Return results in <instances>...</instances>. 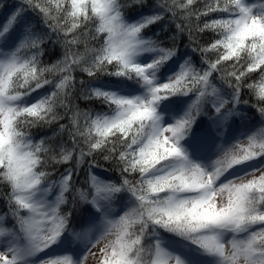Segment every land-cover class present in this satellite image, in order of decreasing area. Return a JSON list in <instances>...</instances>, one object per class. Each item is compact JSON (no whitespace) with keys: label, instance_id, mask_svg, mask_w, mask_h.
Returning a JSON list of instances; mask_svg holds the SVG:
<instances>
[{"label":"snow or ice","instance_id":"6c2138e0","mask_svg":"<svg viewBox=\"0 0 264 264\" xmlns=\"http://www.w3.org/2000/svg\"><path fill=\"white\" fill-rule=\"evenodd\" d=\"M132 3L144 6L145 0ZM193 4L194 0H161L152 14L129 22L121 0H20L0 24V185L13 218L9 228L0 217V264H28L65 233H71L68 245L85 241L84 255L78 262L69 254L54 255L41 264H87L89 256L97 264H193L165 246L161 232L186 241L216 264H264V0H213L203 9L187 10ZM178 11L183 19L199 20L217 11L226 18L189 28L190 45L195 46L182 58L178 49L162 46L156 39L159 33L144 34L166 14L176 19ZM28 12L39 17L35 27ZM176 27L184 30L180 24ZM205 29L216 32L207 47L192 36ZM81 36L96 45L86 46L84 53L76 51ZM45 40L64 49L63 59L51 66L40 62ZM196 52L201 54L200 69L189 63ZM209 52L216 53L214 60L207 58ZM142 56H151V61L139 62ZM174 58L178 69L161 82L157 74ZM224 61L234 62L221 67ZM77 69L97 79L133 81L145 92L124 95L81 81L84 98H100L111 115L93 119L84 114L81 125L74 112L70 126L60 125L70 148L45 139L34 142L28 127L62 119L58 105L65 114L72 111L68 97L75 88L71 74ZM257 69L259 93L250 107L257 109L262 126L253 131L245 123L252 118L242 111L250 108L241 91H255L246 76ZM45 73H59L60 78L53 83ZM217 76L223 91L214 83ZM46 85L51 90L40 95ZM32 93L37 96L23 99ZM173 97H189L191 103L182 114L180 109L170 111L169 121L160 109ZM198 117L224 125L225 131L232 117H240L245 128L231 144L218 145V156L209 166L194 162L182 143ZM98 149L110 153L105 159L114 160L119 171L115 179L97 174L94 159L88 165L86 191L75 188L71 168L54 178L56 164L74 155L79 163ZM253 162L259 166L222 180L231 170ZM70 186L75 190L73 208L62 213ZM125 193L130 206L118 214L115 205ZM81 203L90 206L88 211H80Z\"/></svg>","mask_w":264,"mask_h":264},{"label":"trees","instance_id":"16d2710c","mask_svg":"<svg viewBox=\"0 0 264 264\" xmlns=\"http://www.w3.org/2000/svg\"><path fill=\"white\" fill-rule=\"evenodd\" d=\"M15 1V0H12ZM20 1V0H18ZM161 0H145L144 6H138L132 3V0H121L122 4L127 5L122 9V14L126 20L129 22H135L141 19V17L152 14V9H155L158 4H160ZM169 3L172 0H168ZM213 0H194V4L188 6L187 10H195V9H203L205 4L211 3ZM2 5H0L1 7ZM185 10V11H187ZM32 15L36 16L39 21V17L34 12H29ZM218 18H226V14L220 12H208L205 15H201L199 20L196 19L195 16H192L190 19H183L181 13L178 11L177 18L173 19L171 14H166L164 18L158 23L152 25L150 28L145 29V36H153L155 37L157 33L159 36L156 37L158 41L162 42V46L168 48L178 49V57L186 58V54L191 52V47L195 45H190V33L189 28H193L196 24H199L201 27L205 23H211L214 19ZM180 24L184 30L178 31L176 25ZM192 36L199 45H203L207 47L210 42H213L214 37L216 36V32L211 29H205L202 32H192ZM81 43L75 47V50L84 53L85 47H94L96 45V41L87 39L84 36L80 37ZM43 54L40 57L41 66H51L55 64L57 61H61L64 55V49L59 44H53L45 40L42 44ZM216 57L215 52L207 53V58L209 60H214ZM201 54L199 52L193 53L189 58V63L196 67L197 69L201 68ZM176 58L173 61H170L167 65L164 66L162 75L166 73L169 69L175 67L177 63H175ZM182 60V59H181ZM180 60V61H181ZM234 61H224L222 62V66L231 65ZM48 79L52 80L53 83H56L60 74H52L45 73L44 74ZM72 79L75 83V88L71 90V95L68 99L71 101L69 104V108L72 111L65 114V108L62 105H58L56 108V112L62 117V119L58 121H54L50 124H39L33 125L27 128V133L30 138L33 139L34 142H38L40 139H45L51 145H63L64 148H70L71 142L68 140L66 132H60V125L64 124L70 126V118L74 112L79 114V122L81 125L84 124V114H91L93 119L97 114L99 115H111V111L109 110L107 104L102 102L100 98H92L85 99L82 94V86L80 84L81 81L84 82V85H90L92 87H99L100 85L107 86H117L121 88L127 89H141L139 85L135 84L133 81H121L114 77L100 76L98 79L95 77H88L87 74L79 69L72 72ZM216 75V74H214ZM261 71L260 69L255 70L253 73L247 74L246 80L249 84L256 85L255 91L249 89L247 87L243 88L241 91V96L243 99H247L249 101V108L244 109L242 107V111L246 116H250L252 119L250 121H245V123H249V126L253 131L258 130L262 125L257 123L260 120L259 113L256 108H251L250 105L257 103V96L259 93V85H260ZM216 84H222V81L217 76V79L214 81ZM51 90V85H46L44 88L39 90L40 95L46 94V91ZM23 91V89H21ZM37 96V93H32L29 97H24L23 99H32V97ZM189 99V97H173L170 101H165L162 104L165 112L169 113L173 109H183L184 103ZM225 128V127H224ZM224 128L220 131L223 132L224 136H227L229 139L234 138L237 132L242 133L245 131V128L242 126L240 117H232L227 125V131ZM211 129V132L208 130ZM219 133H215L213 128V121L209 120L207 117H198L196 123L193 125L191 133L186 137L185 141L188 142L191 146H200L204 145L208 142H211L215 137H217ZM111 139V137H109ZM107 147V145L105 146ZM106 155H110V153L104 151L103 149H98L95 151L93 156H86L83 161L78 163L79 157L74 155L71 160H68L64 163L55 165V179H59L60 173L63 172L67 168L73 169L74 175L72 176V182L75 184V188H78L82 191H86L88 188L87 180L89 176V168L88 165L93 159L95 160V171L97 174L101 175V177L108 179H115L119 175V171L114 167L113 159H105ZM248 166L255 167L259 166L256 162L249 164ZM248 168V169H249ZM78 172V174H76ZM5 191L3 185H0V216L6 222V227H11L12 217L10 212L8 211V204L6 199H4L2 193ZM75 194V190L70 186L69 192L66 194V199L69 201L68 204L62 205L60 211L63 213L66 210H71L73 208L72 200ZM130 197L128 194H121L120 199L117 201L115 208L116 212L122 213L124 210H127V207L130 206ZM79 209L81 212H86L89 209V205L81 203L79 204ZM73 220H76V215H73ZM257 229L259 225L254 226ZM71 236V233H66ZM161 237L169 239L171 241L177 242L180 245H188L186 241L181 240L179 237L174 236L173 234L161 232Z\"/></svg>","mask_w":264,"mask_h":264},{"label":"rangeland","instance_id":"374dc122","mask_svg":"<svg viewBox=\"0 0 264 264\" xmlns=\"http://www.w3.org/2000/svg\"><path fill=\"white\" fill-rule=\"evenodd\" d=\"M249 2H257V0H249ZM20 4V1L15 0H0V5H2L0 7V24H3L6 21V18H8L10 16V14H12L14 12V10L16 9V7ZM27 19L31 20L33 22V26L35 27V25L38 23V20L36 18V16L32 15L31 13H27ZM151 61V56H142L139 58V62L141 63H147ZM181 63L183 62V60L180 61ZM174 69H178V64L175 65L174 68H172L171 70H167L166 73H164L162 75L163 72V68L160 70V72L157 74L160 81L163 82L167 79V77L169 75L172 74ZM217 88H219L221 91H223V86L221 84H216ZM99 87H104L106 89H110L113 91H117V92H121V94L124 95H143L145 90L144 89H140V90H135V89H127V88H121V87H117V86H107V85H100ZM191 103V99L189 101H186L183 109L180 111L179 114H182L184 110L187 109L188 104ZM162 115L165 116V119L171 121L172 116L169 115V113L165 112V110L163 109L162 105H161V109H160ZM225 126L222 124H213V128L215 133H220V131L224 128ZM240 132H237L236 136L234 138H228L227 136L224 135H218L216 138L213 139V141L208 142L204 145H200V146H196L197 150H196V154L193 152H190V150L188 149L189 143L186 142L185 140L182 142L183 146L185 149H187V152L190 156V158L196 162L199 163L203 166H209L211 164V162L217 158L218 156V152H217V147L220 143H225V144H231L232 142H234V140L236 138H238L240 136ZM252 168V167H251ZM250 170V168H246V166H242V169L239 168L238 171L231 170V172L229 174H227L225 177L222 178L223 181H227L228 179L240 176L245 174L246 171ZM95 172H98V170H96ZM67 194V193H66ZM66 194H65V198H66ZM62 207V205H61ZM1 217V216H0ZM4 220V219H3ZM4 226L6 227V222L4 220ZM231 234H228L226 236V240L230 239ZM67 239H72L71 236L69 235H65L63 237H61L60 241L54 245L52 248L48 249L46 252L44 253H40L37 256L30 258V260L28 261V264H41V261H43L44 259H46L47 257H51L54 255H64V254H69L72 255L73 258L78 262L79 258L82 257L85 253V241H76L73 240L71 245H68L65 241ZM165 243V246L179 251L181 252L183 255H185L190 261H193V264H216V261L213 257H209L203 253H200L198 251H195L193 249L192 246L187 245L184 248L180 247L179 244H177V242L171 241L169 239H166L164 237H161ZM3 238H0V240H2ZM107 241H105L106 243ZM103 244H101L99 247H102ZM3 246H0V250H2ZM99 247L96 249H93L94 252H98L99 251ZM87 264H97L96 258L94 256H89L88 260H87Z\"/></svg>","mask_w":264,"mask_h":264}]
</instances>
